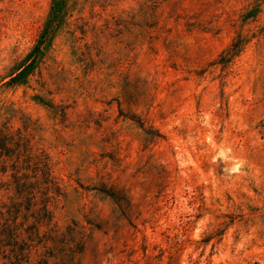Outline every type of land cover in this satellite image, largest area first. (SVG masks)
Listing matches in <instances>:
<instances>
[{
  "label": "rangeland",
  "instance_id": "1",
  "mask_svg": "<svg viewBox=\"0 0 264 264\" xmlns=\"http://www.w3.org/2000/svg\"><path fill=\"white\" fill-rule=\"evenodd\" d=\"M53 2L0 0V133L61 188L40 222L0 157V264H264V0H65L41 41Z\"/></svg>",
  "mask_w": 264,
  "mask_h": 264
},
{
  "label": "trees",
  "instance_id": "2",
  "mask_svg": "<svg viewBox=\"0 0 264 264\" xmlns=\"http://www.w3.org/2000/svg\"><path fill=\"white\" fill-rule=\"evenodd\" d=\"M64 3L65 0H54L52 5V14L40 36L41 41L53 33L54 29L58 26ZM38 52L39 45L35 47L34 56H36ZM24 73V71L18 73L12 81L19 80ZM7 138L8 137L6 135L0 133V157L9 158L10 156H14L18 152L17 149L22 147V153L16 157V161L12 165L15 169L16 176L18 177L17 183L15 185V194L17 199L20 200L25 196V194H27L29 195V199L34 200L37 194L35 187L36 185H39L36 188L38 189V192L44 196L43 201H46L45 204L40 208L43 213L40 222L48 224L51 221V213L48 209V203L49 201L55 199V197L61 195V188L55 181V178L52 176L45 159L42 157V155L33 153L32 147L27 140H23L22 137H18L14 145H11L9 142H7ZM20 156L23 157L22 160L23 163L26 164V169H31L34 178H36L38 174L41 175L40 181L36 180L35 182H30L27 184L26 181L21 180V177L18 176L22 170V167H20L21 164L19 163ZM4 246H9V244H4Z\"/></svg>",
  "mask_w": 264,
  "mask_h": 264
}]
</instances>
